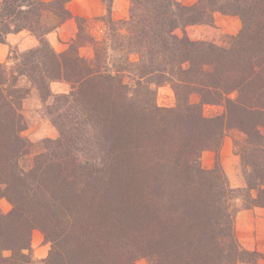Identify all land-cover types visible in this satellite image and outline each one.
Here are the masks:
<instances>
[{
	"label": "trees",
	"instance_id": "16d2710c",
	"mask_svg": "<svg viewBox=\"0 0 264 264\" xmlns=\"http://www.w3.org/2000/svg\"><path fill=\"white\" fill-rule=\"evenodd\" d=\"M69 1L0 0V43L8 33L21 30L39 42L22 53L24 61L14 72L0 65V141L8 146L4 152L11 157L1 162L0 174L12 204L8 214H0V251H11L10 257H1L0 264H31L25 251L35 228L51 243L49 264H134L138 257L150 264H236L245 254H255L237 240L233 190L218 166L202 169L199 157L203 150L218 148L225 128L237 130L242 137L234 143L246 187L256 193L253 206L264 207L262 72L257 63H247L253 56L237 60L229 51L223 53L214 44L192 40L183 30L178 35L176 30L208 23L215 11L236 14L244 28L233 38L239 46L252 36L264 37V0H198L192 5L177 0H130L129 19L123 22L127 34L121 32L120 22L105 16L107 36L98 41L88 32L84 24L88 21L77 17L78 32L71 48L57 53L46 35L71 18ZM103 2L109 5L110 0ZM82 40L92 46L93 58L79 55ZM116 49L128 53L112 70L102 65V57ZM240 49L246 52L248 47ZM130 53L137 54L138 61H131ZM218 66L224 69L220 77L213 76ZM124 68L138 72L136 85L143 84L136 101H127L116 85ZM19 77L43 96L49 94L51 81L64 80L72 84L70 96L76 101L75 96H88L84 91L92 84L98 94L95 102L101 105L95 103L85 111L84 100L75 102L79 107L73 122L90 124L94 113L100 135L104 140L113 138L119 160L132 142L148 154L161 152V156L140 159L135 165L127 159L134 172L120 176L104 162L83 161V171L82 161L61 156L57 176L49 172V160L20 169L16 159L24 146L19 133L24 128L20 106L25 90L18 85ZM163 82L174 89V109L155 103L149 84ZM232 91L247 101L230 99ZM192 92L200 95L199 103L188 101L186 96ZM222 101L226 108L222 116H203V104ZM170 114L176 118L172 120ZM89 185L94 189H88Z\"/></svg>",
	"mask_w": 264,
	"mask_h": 264
},
{
	"label": "rangeland",
	"instance_id": "374dc122",
	"mask_svg": "<svg viewBox=\"0 0 264 264\" xmlns=\"http://www.w3.org/2000/svg\"><path fill=\"white\" fill-rule=\"evenodd\" d=\"M177 1L184 5H192L198 0ZM68 7L71 12V18L46 35L50 47L57 53L64 52L71 48L72 40L75 39L78 32L77 17H84L88 21V23L84 22V24L87 25L88 32L98 41L103 40L107 36L106 31L108 27L106 25V20L103 19L105 16H108L113 22H120L122 25L121 32L123 34L129 32L126 28V24L123 22L129 19L130 0H110L109 5H106L103 0H72L71 3L68 2ZM242 29H244L243 21L239 15L215 11L212 14L210 22L187 24L184 28L177 29L176 33L182 35L183 30L190 39L214 44L218 48L223 49V53L229 51L232 57L237 60L240 58L242 61L246 56H253L254 58H250L247 63H257V69L262 72L260 76L264 78V37L252 36L253 39L251 38L249 41L246 40L238 46L237 41L233 40V38L243 32ZM27 32L30 33L29 31ZM28 33L22 35V38L26 43H29V40L27 39L29 38ZM243 34H245V32ZM30 39H32L33 44L32 47L27 49L20 50L16 45L9 44L8 56L5 61H0V65H6L7 69L10 68L12 69V72H14L24 61L22 53L39 45V42L34 35L31 36ZM78 45V53L80 56L86 59L94 57L92 46L86 44L85 40L80 41ZM245 46L248 47L246 52L241 49L239 50V47L244 49ZM259 49L260 51L257 52ZM108 52V55H103L102 57V65L107 64L112 70L115 69V64L122 63L124 56L128 53L126 49L124 51H119L117 49L113 51L109 50ZM128 57L131 61H138V55L135 53L128 54ZM209 70L210 72H213L212 68ZM222 70H220V67L218 66L217 70H214L215 74H211L220 77L222 76ZM137 74L138 72L131 68H124L119 73V75H122V78L116 83V85L119 87L120 91L123 92V96L128 98L127 101H130V99L136 101L138 96H142L141 91H138V88H142L143 84L141 87L136 85V80L138 79ZM222 81L224 80L222 79ZM18 85L25 90V96L22 98L20 106L24 128L19 133L20 137L23 139L22 144H24V146L21 149L23 153L16 159V164L20 169H29L31 165L34 164V161L36 162L37 160H40V162H42V160H49V172L57 176V171H60L57 160L59 159L58 157L61 156L71 159L77 158L82 161L80 163L83 166V171H85V161L90 163L104 162L106 163L107 169V166L110 165L109 167L111 170L117 176H120L123 173H127V171L134 172L133 168L125 162L127 159H130L134 163L140 159L144 162V158L146 157L153 156L154 158H158L161 156V152H153L152 155L148 154L144 151L145 148L139 147V143L136 144L132 142L124 153L121 151V160H119L120 156H117L119 154H116V145L113 144V138L105 136L106 140H104L100 135L99 127L95 122L97 118L94 113H91L92 120L89 121L90 124L83 125L79 123L81 125H78V123L73 122V119L76 120L74 115L78 113L79 107L75 102H79L81 99L82 101L84 100V103L86 104L84 108L85 111L89 109L92 110L95 103L101 105V103L95 102L98 94L94 92L96 90L92 88V84L88 85V91H84L88 96H75V98L78 99L77 101L74 99V96H70V93L72 92V84L64 80L51 81L48 85L50 92L48 95L45 94L44 96L24 77L18 78ZM149 85L154 91V100L158 107L165 110L174 109L176 107L177 99L170 83H150ZM239 94L240 93L237 91H232L229 94V98L235 100L238 97L241 101H247L243 95ZM250 94L251 92L248 93V95ZM186 97H188L187 99L190 103H199L200 101V95L195 92L188 93ZM124 105L127 106V104ZM201 111L205 118H214L222 116L226 111V108L222 101L203 104L201 106ZM170 117L172 120L176 118L175 115L171 114ZM230 119L232 121L236 119L233 111L231 112ZM168 130L179 132L177 127H170ZM239 137L242 136L239 135L237 130L225 128L224 135L218 148L203 150L200 152L199 157V163L202 169L209 170L217 166L220 168L219 170L224 175L228 187L233 190L232 201L237 210L235 217L237 213L242 210H253L257 207L253 206L254 203L252 202L256 193L254 190H248L246 187L243 166L241 164L240 156L235 148L234 140L239 139ZM178 139L179 137L175 136L174 141L177 142ZM61 146L63 147L62 149H60ZM7 147L8 146L1 145L0 141V169L1 162H3L8 156L11 158L10 155H6L4 152V149ZM122 156L124 161L122 160ZM67 172H69V169ZM56 179L58 181V178ZM92 187L94 186L89 185L88 189H94ZM4 188L5 186L1 183L0 174V214L2 215L8 214L12 209V204L5 195ZM95 188L97 189L99 186H96ZM136 188L139 189L140 187L136 185ZM109 190L116 191L114 188L110 187ZM109 206H113V204L109 203ZM259 207L263 209L261 212L262 215H259L263 219H259V222H255V225L260 227L259 229H263L261 227L264 226V207L258 206L257 208ZM235 234L237 237V233ZM241 236L243 235L241 234ZM237 240L239 242L238 237ZM239 244L241 245L240 242ZM241 247L243 248L242 245ZM50 248L51 243L45 235L37 228L32 229L30 234V248L28 251H25L30 259V263L49 264L46 259L48 258ZM10 256V250L0 251V259L1 257L8 258ZM257 259L258 256L256 255V252L251 255L245 254L242 260L236 264L253 263L257 262ZM134 264L150 263L146 258L138 257Z\"/></svg>",
	"mask_w": 264,
	"mask_h": 264
},
{
	"label": "crops",
	"instance_id": "0c3cea01",
	"mask_svg": "<svg viewBox=\"0 0 264 264\" xmlns=\"http://www.w3.org/2000/svg\"><path fill=\"white\" fill-rule=\"evenodd\" d=\"M71 2L72 0L69 1V3ZM25 33L28 32L23 30L19 32H11L6 35L5 42L0 43L1 62L5 61L8 56L9 44L16 45V47L20 50L32 47L33 41L32 39H30V37L33 35L28 33L29 38L27 39L29 40V43H26V41L22 38V35ZM257 207L253 210H242L237 213L235 217V233H237V237L243 248L248 251L256 252L261 256H264V226L261 227L263 229H259L260 227L255 225V222L257 223L259 222V219H263L259 216L262 215L261 212L263 209ZM241 234L243 236H241ZM247 264H264V259L259 257L257 259V262Z\"/></svg>",
	"mask_w": 264,
	"mask_h": 264
}]
</instances>
